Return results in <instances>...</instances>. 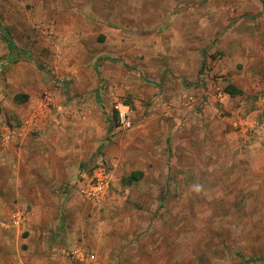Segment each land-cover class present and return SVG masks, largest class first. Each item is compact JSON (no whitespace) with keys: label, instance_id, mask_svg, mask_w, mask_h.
<instances>
[{"label":"rangeland","instance_id":"obj_1","mask_svg":"<svg viewBox=\"0 0 264 264\" xmlns=\"http://www.w3.org/2000/svg\"><path fill=\"white\" fill-rule=\"evenodd\" d=\"M180 52L208 71L177 100ZM260 63L264 0H0V264H264Z\"/></svg>","mask_w":264,"mask_h":264},{"label":"crops","instance_id":"obj_2","mask_svg":"<svg viewBox=\"0 0 264 264\" xmlns=\"http://www.w3.org/2000/svg\"><path fill=\"white\" fill-rule=\"evenodd\" d=\"M169 60L171 63V67L168 69V71H169L168 73H169V75H171L173 77V80H172L174 82V84H173L174 90L173 91H174V95H176L174 97L177 100L180 99V95H183L187 89L190 90V88L187 87V86H190V84L185 82L186 79L190 80L192 77L196 76L198 73H199L198 78H202L204 80L207 79L206 75H207L208 70L205 67L201 68V66H202L201 61H200L199 55L197 53L192 55V54H187L185 52H182V53L180 52L179 54H174L173 57H169L168 61ZM221 61H223V58ZM259 62H261L260 59L255 57L253 59L251 58V60L249 59V61H247V65L257 67V64H259ZM262 65H264V63H262V64L260 63L259 67ZM210 67H212V71L210 72L211 76H212V74L214 75L216 73H218L219 75L224 73V68L222 67V65L216 66V65L212 64V66L210 65ZM244 67L247 68V66H244ZM254 69L256 70V68H254ZM230 82L237 89L242 90L241 87H238L235 79H231ZM227 94H223V96L226 97ZM227 96L229 97V95H227ZM167 98H169V96H167ZM182 103L184 105L185 101H183ZM176 115L180 116L179 111L176 112ZM92 166H94V165H90V164L84 165L83 169H85V170L81 171L80 178H79L80 181L75 183L76 190H78V187L90 176ZM133 172H141V171H132L130 173V176ZM92 206H93V204H92ZM35 212H37V211H35ZM34 214L35 213H32V215H34Z\"/></svg>","mask_w":264,"mask_h":264},{"label":"built area","instance_id":"obj_3","mask_svg":"<svg viewBox=\"0 0 264 264\" xmlns=\"http://www.w3.org/2000/svg\"><path fill=\"white\" fill-rule=\"evenodd\" d=\"M116 110L115 123L117 128L122 130H128L131 128V115L129 109L122 103L118 102L114 106ZM107 177L103 171L99 168L92 169L90 176L78 187L79 196L86 202L93 204L95 206L103 204L105 200ZM21 222V216L15 215L12 219L14 226L19 225ZM73 256L76 258H82L83 256L79 251L75 250L72 252ZM85 262H92L94 256L92 254H86Z\"/></svg>","mask_w":264,"mask_h":264},{"label":"trees","instance_id":"obj_4","mask_svg":"<svg viewBox=\"0 0 264 264\" xmlns=\"http://www.w3.org/2000/svg\"><path fill=\"white\" fill-rule=\"evenodd\" d=\"M3 39L7 42L8 45V49L11 53H15L16 49L15 46L13 44V42L11 41L10 35L8 32H5L3 34ZM226 92L228 93V95L230 96H235V95H240L242 93L241 90L237 89L236 87H234L233 85H228L226 88ZM142 176L141 172H133L131 174V179L132 180H138V178H140Z\"/></svg>","mask_w":264,"mask_h":264}]
</instances>
